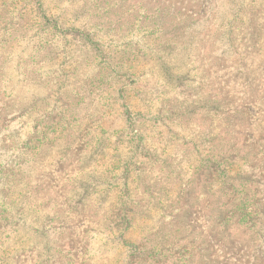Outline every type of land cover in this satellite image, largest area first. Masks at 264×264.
Listing matches in <instances>:
<instances>
[{
	"label": "rangeland",
	"instance_id": "rangeland-1",
	"mask_svg": "<svg viewBox=\"0 0 264 264\" xmlns=\"http://www.w3.org/2000/svg\"><path fill=\"white\" fill-rule=\"evenodd\" d=\"M242 4L0 0V220L9 212L17 220L21 208L8 193L18 196L33 178L32 199L47 212L39 207L41 217L28 221L38 229L30 239L41 246L48 233L55 264H192L190 239L229 221L215 250L223 264H264V5ZM93 86L103 98L89 95ZM105 133L113 138L101 146L97 166L77 164ZM18 164L24 168L16 173ZM94 171L109 177L116 197L169 187L171 197L153 198L154 205H168L167 214L190 211L188 221L177 220L192 229L164 243L152 205L151 229L163 247L151 256L135 252L93 215L69 211L72 177ZM21 172L32 175L25 184H17ZM147 233L137 235L147 240ZM34 249L16 261L47 264Z\"/></svg>",
	"mask_w": 264,
	"mask_h": 264
},
{
	"label": "trees",
	"instance_id": "trees-1",
	"mask_svg": "<svg viewBox=\"0 0 264 264\" xmlns=\"http://www.w3.org/2000/svg\"><path fill=\"white\" fill-rule=\"evenodd\" d=\"M246 1L247 0H243V6H245ZM259 3L261 6L264 5V0H259ZM90 89V96L100 95L99 98H103V96L105 95L104 90H101L95 86L91 87ZM60 99L62 102L63 97H60ZM65 106L67 105L65 104ZM169 113L173 114L172 111H170ZM112 138L113 136L110 133H105L103 136V141L100 144H96L91 148L86 147L85 149H82L81 158L79 161H77V164H81L83 167H89L90 165L97 166V158L102 155L100 149L103 147L101 146L109 143ZM74 140L76 141V139ZM195 147L197 146L195 145ZM71 149V146L64 145L62 148V153L65 155H69ZM146 152L148 153L149 150H147ZM214 162L215 164H217L216 169L218 170V167L220 165L218 164V161L214 160ZM18 165L19 166L16 173L20 172V170L22 171V168H24L20 164ZM170 165H172V163H170ZM105 169H107V167ZM130 170L133 171L132 168H130ZM211 171L212 170H205L206 173ZM148 176L151 178L150 172ZM236 176H238V173H236ZM31 177L32 175L21 172V175H18V178H20L21 181L17 182V184H25L27 181L25 182L23 179ZM85 177V175H81L80 177H72V180L70 182L71 191L66 197L69 211L76 215H93L94 217H96V220L98 222L107 225L108 229L106 230L110 233L111 236H117L122 240L123 243L131 246L135 252L141 255L146 254L151 256L152 252L163 247V244L157 245L160 242V239L158 240V229H151V226L156 220L152 221L153 217L150 206H156L159 210V212L157 213V217L162 219L159 227L163 229L162 231H164V233H167L164 243L169 242V240L176 234L181 233L182 229L186 227L192 229L189 224H180L183 221H188V215H191L190 211L186 209L175 211L170 210V212L167 214L166 211L168 205H162V203H156V205H154L153 198L159 199L160 197H171L169 187L167 186L164 189H162L163 185L159 187V195L153 193L151 189L147 188L145 191L135 196L128 193H121L118 197H116L115 193L109 192L110 188L108 187V185L111 183V180L108 176H97V172L94 171L89 175L90 178L84 179ZM239 177L249 178L248 174L243 175L242 173ZM131 180H133V178L128 175L125 184L129 183ZM29 184H33V178L29 181ZM29 184L23 192L18 194V196H14L12 192L11 195L8 193V197L12 199L13 205H18L19 208L23 210H17L16 221H14V218L11 215L12 212L8 213V217L3 219L2 221L0 220V264H20L16 260H20L23 253L28 256L30 254L31 248H33V251H35L34 247L40 251L37 252L38 256H46L45 260L47 261V264H55L54 262H52V260L54 261L53 252L57 249V246L55 245L56 242H54L53 246L50 245L51 238L49 239L48 233H41V236L44 238L40 242L41 246L38 245L37 242H32V240L30 239L32 235H36L38 229L33 228L34 226H31V224H28L27 226L28 221L34 220V216L36 218L41 217L37 215V210H40L39 207L43 210L44 214L47 212V210H45L46 207L44 206V204L37 203L32 199V195L35 194L36 187L34 185L30 186ZM98 184L104 186L105 189L100 190L98 193H95L94 187ZM244 200L245 198L242 199L241 202H244ZM106 204H108L109 206H106ZM243 207H245V205H243ZM241 210V214L246 215V210L242 208ZM224 213V211H221L219 213V217L222 219H228L226 218V215ZM58 215V219L60 221H64V218H66V216L62 217L60 213H58ZM178 215L184 217L182 219L183 221L177 220ZM229 222L215 223L213 225V228H211L209 232H202V235L199 236V240H197L196 238L190 239V241L186 244V246H190V250L188 249V252H190L192 257L197 258L196 261H194L192 264H223L222 259L217 256L215 250L217 249L216 246H218V249H220V246L223 245L222 236L225 235L229 230V226L231 225V223ZM166 223H169L168 227L166 225L163 228V225H165ZM179 224L180 226H178ZM139 229L147 230V240H141L138 237L137 233L139 232ZM262 229L263 226L258 225L256 229L250 231L252 245H255L257 243ZM88 230L89 229L86 230V233ZM28 231L32 232V234L30 233V236L27 238L25 237V232ZM190 237L191 236H189L188 238ZM29 240L30 244H27ZM64 243L65 240L62 246L64 245ZM61 247L59 249H61ZM90 260L91 259H88V261L84 262L81 261V264H95L90 262ZM64 263L67 264L69 263V261L65 260ZM42 264L45 263L43 262ZM136 264L140 263L138 262Z\"/></svg>",
	"mask_w": 264,
	"mask_h": 264
}]
</instances>
